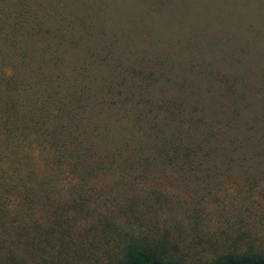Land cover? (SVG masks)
<instances>
[{"label":"trees","instance_id":"obj_1","mask_svg":"<svg viewBox=\"0 0 264 264\" xmlns=\"http://www.w3.org/2000/svg\"><path fill=\"white\" fill-rule=\"evenodd\" d=\"M105 5L0 0V264H264V79Z\"/></svg>","mask_w":264,"mask_h":264},{"label":"rangeland","instance_id":"obj_2","mask_svg":"<svg viewBox=\"0 0 264 264\" xmlns=\"http://www.w3.org/2000/svg\"><path fill=\"white\" fill-rule=\"evenodd\" d=\"M86 1L95 9L105 1L102 11H113L114 22L129 30L131 40L166 49L177 67L183 65L186 76L193 74L185 68L192 51L211 60L200 76H236L249 82L253 73L252 79H264V0ZM200 87L213 94L216 107L222 105L218 94L226 86Z\"/></svg>","mask_w":264,"mask_h":264}]
</instances>
